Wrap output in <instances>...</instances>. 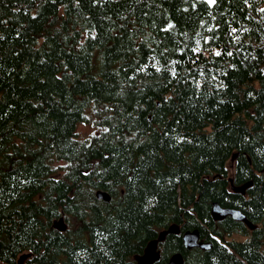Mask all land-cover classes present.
<instances>
[{
  "label": "trees",
  "instance_id": "1",
  "mask_svg": "<svg viewBox=\"0 0 264 264\" xmlns=\"http://www.w3.org/2000/svg\"><path fill=\"white\" fill-rule=\"evenodd\" d=\"M262 8L0 0V262L134 264L177 223L152 264H264ZM193 228L211 247L184 246Z\"/></svg>",
  "mask_w": 264,
  "mask_h": 264
},
{
  "label": "water",
  "instance_id": "2",
  "mask_svg": "<svg viewBox=\"0 0 264 264\" xmlns=\"http://www.w3.org/2000/svg\"><path fill=\"white\" fill-rule=\"evenodd\" d=\"M235 155L236 153H234L231 156V160L234 159ZM250 184H251V181L249 180L239 185L231 184V187L235 191H240L244 193L245 188ZM95 195L98 198H101L105 201L110 200V194L105 190L97 189L95 191ZM210 212L214 219H222L223 217L230 215L232 218L236 220L244 221L248 225V227L250 228L254 227V224L250 220L247 219V217L241 210L237 208H233V207L222 206L217 201L213 202ZM63 224H64L63 219H58L54 222V225L59 228H64ZM179 232H180V226L177 223H171L167 227L161 229L158 232L157 237L150 239L146 243L141 253L134 255V264H152L154 261L158 260L160 258V249L158 248L159 242L164 239L167 233H179ZM182 241L186 248L198 246V247L205 249V248L211 247V241L199 239L198 228L185 230L182 233ZM27 256L28 255L26 253L19 255V257L16 260V263L14 264H23ZM183 261H184V258H183L182 253L180 251H176L172 253L168 257V259L166 261H163L161 264H182Z\"/></svg>",
  "mask_w": 264,
  "mask_h": 264
},
{
  "label": "rangeland",
  "instance_id": "3",
  "mask_svg": "<svg viewBox=\"0 0 264 264\" xmlns=\"http://www.w3.org/2000/svg\"><path fill=\"white\" fill-rule=\"evenodd\" d=\"M97 129H98V126L91 121L79 122L77 124L78 134L82 137H86V136L90 135L91 133H93ZM56 164H63V161L56 162ZM233 236L240 237V235H238V234H233ZM0 264H3V263L0 262Z\"/></svg>",
  "mask_w": 264,
  "mask_h": 264
},
{
  "label": "snow or ice",
  "instance_id": "4",
  "mask_svg": "<svg viewBox=\"0 0 264 264\" xmlns=\"http://www.w3.org/2000/svg\"><path fill=\"white\" fill-rule=\"evenodd\" d=\"M206 2H207L209 5H215L216 2H217V0H206ZM245 2H247V0H245ZM260 11H261V12H264V8L260 9ZM172 27H173V25L169 24V25H168V28L165 29V31H167L168 29H170V28H172ZM209 31H211V29H209ZM233 31L235 32L236 30L233 29ZM198 50H199V49H197V51H198ZM215 55L219 56V55H221V53H220V52H216Z\"/></svg>",
  "mask_w": 264,
  "mask_h": 264
},
{
  "label": "bare ground",
  "instance_id": "5",
  "mask_svg": "<svg viewBox=\"0 0 264 264\" xmlns=\"http://www.w3.org/2000/svg\"><path fill=\"white\" fill-rule=\"evenodd\" d=\"M182 238V237H181ZM200 238V237H199ZM201 239V238H200Z\"/></svg>",
  "mask_w": 264,
  "mask_h": 264
},
{
  "label": "flooded vegetation",
  "instance_id": "6",
  "mask_svg": "<svg viewBox=\"0 0 264 264\" xmlns=\"http://www.w3.org/2000/svg\"><path fill=\"white\" fill-rule=\"evenodd\" d=\"M24 264V263H23Z\"/></svg>",
  "mask_w": 264,
  "mask_h": 264
}]
</instances>
